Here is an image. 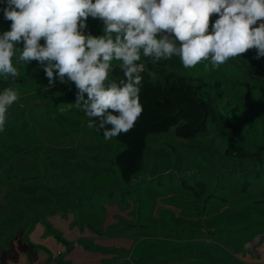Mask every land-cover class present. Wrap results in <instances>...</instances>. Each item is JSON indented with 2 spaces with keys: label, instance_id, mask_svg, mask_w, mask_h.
Returning a JSON list of instances; mask_svg holds the SVG:
<instances>
[{
  "label": "rangeland",
  "instance_id": "obj_1",
  "mask_svg": "<svg viewBox=\"0 0 264 264\" xmlns=\"http://www.w3.org/2000/svg\"><path fill=\"white\" fill-rule=\"evenodd\" d=\"M9 26L0 13V32ZM102 27L88 24L94 35ZM142 61L156 77L199 85L209 116L194 138L174 127L149 134L157 156L149 148L129 182L115 164L124 147L87 127L69 99L74 86L48 89L35 61L15 65L12 86L0 76V91L20 93L0 132V239L8 232L1 218L13 226L47 212L25 236L48 251L45 264H264V58L250 50L219 68L204 61L188 69L176 56ZM111 78L123 76L114 68ZM260 233L254 250L245 248Z\"/></svg>",
  "mask_w": 264,
  "mask_h": 264
},
{
  "label": "clouds",
  "instance_id": "obj_2",
  "mask_svg": "<svg viewBox=\"0 0 264 264\" xmlns=\"http://www.w3.org/2000/svg\"><path fill=\"white\" fill-rule=\"evenodd\" d=\"M10 22L0 32V76L16 64L42 68L48 89L75 88L74 105L105 140L131 131L142 116V57L152 64L179 57L185 69L219 68L250 50L264 58V0H0ZM89 18L103 27L88 30ZM15 60V64H14ZM206 67L208 65H205ZM115 69L122 79H112ZM17 87L0 91V132Z\"/></svg>",
  "mask_w": 264,
  "mask_h": 264
},
{
  "label": "trees",
  "instance_id": "obj_3",
  "mask_svg": "<svg viewBox=\"0 0 264 264\" xmlns=\"http://www.w3.org/2000/svg\"><path fill=\"white\" fill-rule=\"evenodd\" d=\"M155 73L152 65L142 73L144 77L141 87V102L144 106L142 116L131 131L116 137L124 148L116 156L115 164L125 182H129L142 170L149 134H161L174 127L177 136L194 138L206 128L209 112L198 97L200 86L173 73L167 74L165 78L156 77ZM69 99L75 102V95L69 96ZM98 131L103 133L102 129ZM13 177L3 178V181L6 182ZM27 181L26 179L22 183H28ZM23 203L26 204V200ZM1 223L5 227L9 226L2 218ZM262 229L263 226H260V231ZM18 230L19 228L15 231ZM12 236L13 234L9 235L8 239Z\"/></svg>",
  "mask_w": 264,
  "mask_h": 264
},
{
  "label": "crops",
  "instance_id": "obj_4",
  "mask_svg": "<svg viewBox=\"0 0 264 264\" xmlns=\"http://www.w3.org/2000/svg\"><path fill=\"white\" fill-rule=\"evenodd\" d=\"M0 7H3V5L0 4ZM1 15H2V13H1ZM95 21L96 20L89 18L88 24H94ZM31 65H33V64H31ZM29 67H31V66H29ZM32 67H36V66H32ZM18 81H20V79L16 78V81H14V82L13 81L10 82L8 80H5V83H7L6 84L7 86H12V85L16 84ZM96 131H98V130H96ZM148 141H150V140H148ZM161 145L162 144H160V146ZM99 147L97 150L100 151L101 149ZM149 148L152 149V150H150L152 153L150 154L149 157H151V156L156 157L157 156V154L154 150L158 149V147L155 144H150V142H148L144 160H147V154H148ZM84 149L87 150L86 148H84ZM14 150L17 151L16 148H14ZM98 161L100 164L99 166L104 167V166L109 164L108 163L109 161H107L106 159L100 158ZM82 200L83 199L78 198L76 201V204L78 202L81 203ZM72 208L66 209V210H72ZM54 212H56V211H54ZM47 214H49V213L45 212V213H43V215H34V217L31 220H28V222L21 221V223L15 224L13 226H8V227L4 226L8 230V232H7L6 236L1 235V239H0V264H45V263L49 262L51 256L47 250H45L44 248H39V247L33 246L31 243L27 242L25 239V236H26V233L28 232L27 230H28L29 226L33 225L35 223L36 224L39 223V221L42 220L45 216H47ZM1 226H3V225H1ZM16 228L17 229L19 228V230L15 231ZM10 230L12 231V233H10L11 232ZM13 231H15V233H13ZM11 234H13V236L8 239L9 235H11ZM261 235H263V234L260 233L256 238L251 239L249 242H247L245 245V248H250V247H247V245H249V243L253 242V249L251 247V250H254V246L259 244V242H260V239L258 237H260Z\"/></svg>",
  "mask_w": 264,
  "mask_h": 264
},
{
  "label": "water",
  "instance_id": "obj_5",
  "mask_svg": "<svg viewBox=\"0 0 264 264\" xmlns=\"http://www.w3.org/2000/svg\"><path fill=\"white\" fill-rule=\"evenodd\" d=\"M257 241V240H256ZM253 243V242H252ZM253 246V245H252Z\"/></svg>",
  "mask_w": 264,
  "mask_h": 264
}]
</instances>
